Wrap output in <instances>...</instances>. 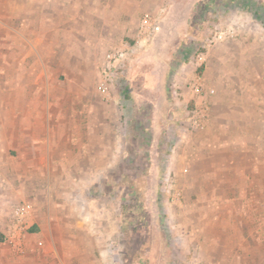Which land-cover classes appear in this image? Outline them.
<instances>
[{
    "label": "rangeland",
    "instance_id": "obj_1",
    "mask_svg": "<svg viewBox=\"0 0 264 264\" xmlns=\"http://www.w3.org/2000/svg\"><path fill=\"white\" fill-rule=\"evenodd\" d=\"M241 3L200 0L181 31L180 23L163 29L159 16L151 39L127 62L126 83L105 96L98 91L104 55L128 39L112 26L140 13L118 14L115 21L114 14L99 11V0H0V71H11L0 80L14 81L18 91L21 71L35 65L37 76H44L50 59L54 105L51 116L37 111L40 121L51 118L58 133L56 123L68 115L81 122L83 134L101 136L100 164L88 148L83 156L77 147L69 148L67 160L59 153L44 157L48 154L41 150L32 158L20 159L16 150L0 154V264H207L205 192L191 185L182 157L174 153L183 133L196 130L192 117H201L186 90L205 82L211 50L246 39L250 56L260 55L264 73V18L254 14L264 17V0ZM236 23L237 39L211 44ZM259 79L263 89L264 76ZM5 84L0 83V99L13 89ZM50 164L66 166L47 171ZM22 205L58 215L57 236L27 221L29 213L16 217ZM70 215L77 220H67ZM13 225L28 235L21 238L19 254L7 237Z\"/></svg>",
    "mask_w": 264,
    "mask_h": 264
},
{
    "label": "crops",
    "instance_id": "obj_2",
    "mask_svg": "<svg viewBox=\"0 0 264 264\" xmlns=\"http://www.w3.org/2000/svg\"><path fill=\"white\" fill-rule=\"evenodd\" d=\"M199 2L105 0L103 3L99 0V11L114 14L115 21L119 19L118 14L140 13V17L135 20L126 17V22L119 20L114 23L115 27L114 24L112 26L131 40L136 37L144 14L152 15L156 22L160 16L163 29L180 23L181 31L183 23L187 21L188 25ZM162 12L164 15H161ZM101 35H107V32L102 31ZM248 44L251 43L246 39H240L219 44L210 51L205 82H200L203 83L204 94L199 96L193 90H186L187 96L199 105L197 112L202 111L201 117L197 120V113L195 118L192 117L189 123L195 121L196 130L183 133L184 139L174 153L182 157L184 173L187 170L192 178L191 185L203 187L205 192L204 204L208 206L204 225L207 264H264V88L261 89L258 84L264 73L261 72L260 55L255 53L250 56ZM46 62L44 76H37L35 65L32 69L21 71L25 76L19 83L18 91L14 81L0 80L2 87H5L6 82L9 86L13 85L12 90L2 92L0 99V154L6 157L16 150L21 159L32 158L39 154L38 151H45L48 155L44 157L51 158L59 153L62 160H67L69 148L77 147L80 150L78 156H83L84 148H88L100 164L99 133L83 134L81 122L68 115L56 123L59 126L58 133L53 132L51 118L45 123L40 121L37 111L43 109L51 116L54 105L51 99L54 88L49 80ZM10 73L1 70L0 76L7 78ZM14 73H17L16 69ZM83 90L82 86H77L78 92ZM5 99L10 103L4 104ZM200 126L203 127L197 129ZM84 139L89 140V145L85 146ZM112 154L115 155L114 152ZM54 166L59 165L50 164L45 169L52 171ZM218 204L219 213L214 211ZM45 211L40 213L34 208L30 209L26 220L40 228L45 227V230L48 227L54 238L58 234L56 222L60 217L51 209ZM66 219L77 220L74 215ZM16 226H10L7 237L15 243V252L19 254L21 238L28 235H21V230L16 229Z\"/></svg>",
    "mask_w": 264,
    "mask_h": 264
},
{
    "label": "built area",
    "instance_id": "obj_3",
    "mask_svg": "<svg viewBox=\"0 0 264 264\" xmlns=\"http://www.w3.org/2000/svg\"><path fill=\"white\" fill-rule=\"evenodd\" d=\"M156 19L150 15H146L142 20L135 38L129 40H121L113 45L105 54L103 64L100 70L98 91L105 95L111 96V92L117 88H121L126 83L127 62L147 44L155 33ZM240 34V25L234 24L225 30L218 32L212 43L234 40ZM193 92L199 96L203 95V87L201 83L193 86ZM195 123V122H194ZM30 213V208L22 205L15 210V216L22 218Z\"/></svg>",
    "mask_w": 264,
    "mask_h": 264
},
{
    "label": "trees",
    "instance_id": "obj_4",
    "mask_svg": "<svg viewBox=\"0 0 264 264\" xmlns=\"http://www.w3.org/2000/svg\"><path fill=\"white\" fill-rule=\"evenodd\" d=\"M238 2H239V1H238ZM238 2L236 1V3H238ZM240 2L243 3V2H246V0H240ZM242 3H241V4H242ZM248 3H249V2H248ZM234 5H235V2L233 3L232 6L234 7ZM254 14H255V16H256V19H263V18H264V17L261 18L260 15H259V14L257 13V11H255V10H254ZM3 239H4V238H1V240H3ZM1 240H0V241H1Z\"/></svg>",
    "mask_w": 264,
    "mask_h": 264
}]
</instances>
